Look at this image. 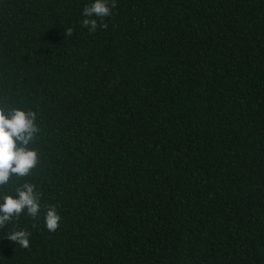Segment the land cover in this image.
Instances as JSON below:
<instances>
[{"label":"trees","instance_id":"trees-1","mask_svg":"<svg viewBox=\"0 0 264 264\" xmlns=\"http://www.w3.org/2000/svg\"><path fill=\"white\" fill-rule=\"evenodd\" d=\"M90 3L0 0V108L39 129L0 193L40 202L0 264H264V0H115L93 32Z\"/></svg>","mask_w":264,"mask_h":264},{"label":"clouds","instance_id":"clouds-1","mask_svg":"<svg viewBox=\"0 0 264 264\" xmlns=\"http://www.w3.org/2000/svg\"><path fill=\"white\" fill-rule=\"evenodd\" d=\"M114 6L115 0H91V3L82 9V26H86L90 32L95 31L97 20L91 17H106ZM71 33V28L66 29L67 35ZM35 115L31 110L0 108V186L6 185L13 175H28L37 163V153L29 147L39 132ZM22 212L31 217H37L40 213L39 195L34 185L27 182L20 184L12 193H0V227L19 217ZM59 220L55 206H49L44 211L43 221L48 231H54ZM7 239L22 248L29 246V233L23 229L9 232Z\"/></svg>","mask_w":264,"mask_h":264}]
</instances>
